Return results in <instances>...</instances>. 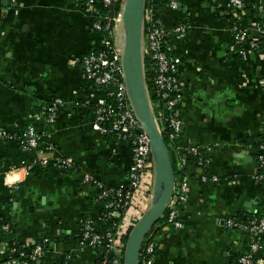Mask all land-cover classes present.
I'll return each mask as SVG.
<instances>
[{
  "label": "crops",
  "instance_id": "obj_1",
  "mask_svg": "<svg viewBox=\"0 0 264 264\" xmlns=\"http://www.w3.org/2000/svg\"><path fill=\"white\" fill-rule=\"evenodd\" d=\"M178 1L177 9L168 3L149 6L167 29L189 25L183 36L169 35L171 50L182 59L184 84L182 135L178 148L170 144L176 188L182 176L187 181L186 200L179 205L183 225L160 227L156 262L233 264L257 235L226 228L222 219L248 220L263 204L264 188L253 178V144L264 140V41L254 32L259 49L243 60L229 51L233 17L221 0ZM256 2L245 0L241 26L251 24ZM94 20L86 0H0V127L17 132L32 124L41 134L39 151L0 141V221L24 246L44 242L37 264H100L99 247L79 245L85 219L98 222L103 211L98 189L84 184L82 175L121 187L133 160L129 145L116 144L112 135L92 128L94 104L107 92L83 75L84 57L105 42ZM118 37L122 42V26ZM56 97L62 103L56 120L49 122L47 106ZM188 144L209 149V162L200 165L185 151ZM40 156L48 162H39ZM63 157L76 167H59L57 160ZM183 158L187 164L181 173ZM205 173L219 180L204 179ZM148 177L134 196V207L119 217L122 245L154 201V171ZM8 240L0 231V264H16Z\"/></svg>",
  "mask_w": 264,
  "mask_h": 264
},
{
  "label": "built area",
  "instance_id": "obj_2",
  "mask_svg": "<svg viewBox=\"0 0 264 264\" xmlns=\"http://www.w3.org/2000/svg\"><path fill=\"white\" fill-rule=\"evenodd\" d=\"M116 1L103 0L108 7L114 6ZM18 2L19 0H12L13 4ZM221 2V5L233 17L232 41L229 45V51L239 55L243 60H247L252 51L259 49V41L253 33H258L264 41V0H257L254 4L253 20L247 27L240 25L239 16V13L244 10L245 0H221ZM95 3L96 0H86V5L95 15L94 28L104 33L105 42L101 49L93 50L84 57L82 61L83 75L89 82L106 87L107 92L105 97L99 98L94 104V119L91 124L92 128L101 135H112L116 144L129 145L133 160L128 181L121 187L105 185L90 173L82 175L84 184L92 185L98 189V199L103 203L101 218H107L112 224L107 229L102 230L94 218L87 217L83 223L79 245L80 247L89 245L99 247L101 252L100 264H124L126 244L122 245L120 242L119 221L117 222L116 219L121 217L123 212L134 207V196L142 188L145 175L149 174L152 177L154 159L151 139L132 106L125 78L122 62L123 48L118 37L122 26L124 0L119 11L113 10L112 14L106 13L104 15L97 10ZM167 3L174 9L179 7L178 0H167ZM188 28L187 23H180L173 30L167 29L153 8H146L143 54L144 61L146 57L151 59L148 71L154 72L151 87L154 97L148 83L147 87L157 124L162 133L166 132L169 147L171 143L176 144L182 135L183 123L178 105L184 92V84L179 75L182 59L171 50L169 35L176 32L183 36ZM144 66L146 74L147 68L146 65ZM61 103L62 99L56 97L48 104L46 111L49 122L56 120ZM3 140L17 141L24 150L39 151L41 134L38 128L32 124L17 132L0 127V141ZM175 146L178 148L177 144ZM50 149L52 150V147ZM184 149L188 154L196 156L200 165L209 162L205 155V151L209 149L205 150L192 144H188ZM260 149L264 150V140L260 144ZM256 160L257 170L253 178L255 182L260 183L264 179V174L258 173V169L264 168V154L257 155ZM39 162L46 164L48 157L40 156ZM186 164L187 158H183L180 162L181 173L184 172ZM57 165L68 170L76 167L75 162L66 157L59 158ZM10 173L7 172L8 175ZM203 177L214 181L219 180L218 176L214 174L205 173ZM186 191L187 181L182 176L179 187L178 189L175 188L174 196L167 210V222L172 226L181 227L183 225L179 216V205L186 200ZM262 202H264V196ZM139 219L138 217L136 222ZM222 225L226 228H238L264 236V213L253 215L246 223L234 216H228L222 219ZM3 227L8 229L10 225L6 224ZM262 246L261 241L254 240L247 252L240 256L239 264H264V257H256ZM44 247V242H36L30 255L31 260H38L44 251ZM144 252L147 254L144 264H157L155 236L147 242ZM22 256L25 255L22 253ZM16 264H29V260L19 258L16 260Z\"/></svg>",
  "mask_w": 264,
  "mask_h": 264
},
{
  "label": "water",
  "instance_id": "obj_3",
  "mask_svg": "<svg viewBox=\"0 0 264 264\" xmlns=\"http://www.w3.org/2000/svg\"><path fill=\"white\" fill-rule=\"evenodd\" d=\"M147 0H124L122 11L123 67L135 113L151 139L154 159V201L129 233L124 264H139L149 230L165 215L175 193L176 171L170 147L161 132L150 101L143 54ZM181 6V5H180Z\"/></svg>",
  "mask_w": 264,
  "mask_h": 264
},
{
  "label": "trees",
  "instance_id": "obj_4",
  "mask_svg": "<svg viewBox=\"0 0 264 264\" xmlns=\"http://www.w3.org/2000/svg\"><path fill=\"white\" fill-rule=\"evenodd\" d=\"M122 2H123V0H117L115 2L114 6L108 7V6H106L104 4L103 0H96L95 7L103 15L106 14V13L112 14L113 10L114 11H119L121 9ZM146 3H147V7L149 8V6L155 7V5H158V4H166L167 3V0H147ZM145 65H146V68H147V73H146V75H147L146 76L147 83H148V86L150 87V90H151V87H152V77L154 75V72L153 71H148V67H150V65H151V59L149 57H146V59H145ZM151 93H152V90H151ZM152 96L154 97V94L153 93H152ZM178 108H179V105H178ZM163 135H164L166 141L168 142L167 134H166L165 131L163 132ZM260 144H261V142L254 143L253 144L254 147L256 148V158H257V155H259L260 153L264 154V150H261L260 149ZM258 173H263L264 174V168L263 167L262 168H259L258 169ZM260 184H262V187L264 188V179L262 181H260ZM263 213H264V202H263L260 210L254 212L251 215L250 218H252L253 215H262ZM167 214L168 213L166 212L165 215L147 233V235H146V237L144 239L142 248H141V254H140V258H139V264H144V260H145V258H147V254L144 252V247L146 246L147 242L149 240H151V238H153L160 231V227L163 224L168 223L167 222ZM236 218L238 220H241L244 223H246V222H248L250 220V218L248 220H242L239 217H236ZM119 220H120V218H117L116 219L117 222ZM6 224H8V223H5V221L3 219L0 221V228H1L0 231L6 236V238L9 239L8 240L9 242H8L7 249H8L10 258L11 259H15V260H19V258H25V259H28L29 260V264H37V260L33 261L30 258V255L33 252V249L35 247V243H32V244H30L28 246L22 245L19 241H17L15 238L12 237V228L11 227H9L8 229H4L3 226L6 225ZM98 224H99V227L102 230H104V229H107L112 223L107 218H101L98 221ZM129 232H128L126 238H125L126 240H127L128 236H129ZM255 240L261 241L263 243L262 248L256 254V257H259L260 255H262L264 253V236L257 235ZM22 253L25 256H22ZM240 256L241 255H239V257H237L234 260V263L233 264H239V258H240Z\"/></svg>",
  "mask_w": 264,
  "mask_h": 264
},
{
  "label": "rangeland",
  "instance_id": "obj_5",
  "mask_svg": "<svg viewBox=\"0 0 264 264\" xmlns=\"http://www.w3.org/2000/svg\"><path fill=\"white\" fill-rule=\"evenodd\" d=\"M149 177H148V174L145 175V181L148 180Z\"/></svg>",
  "mask_w": 264,
  "mask_h": 264
}]
</instances>
